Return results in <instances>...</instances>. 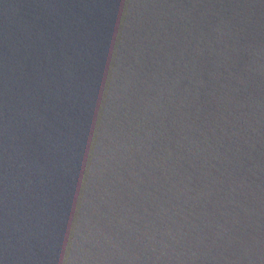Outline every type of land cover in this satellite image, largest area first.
Returning a JSON list of instances; mask_svg holds the SVG:
<instances>
[{
	"label": "water",
	"instance_id": "1",
	"mask_svg": "<svg viewBox=\"0 0 264 264\" xmlns=\"http://www.w3.org/2000/svg\"><path fill=\"white\" fill-rule=\"evenodd\" d=\"M0 264H264V0H0Z\"/></svg>",
	"mask_w": 264,
	"mask_h": 264
}]
</instances>
